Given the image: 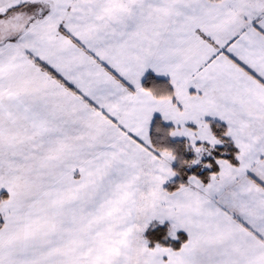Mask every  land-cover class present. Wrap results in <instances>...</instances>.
Returning a JSON list of instances; mask_svg holds the SVG:
<instances>
[{"label": "snow or ice", "instance_id": "obj_1", "mask_svg": "<svg viewBox=\"0 0 264 264\" xmlns=\"http://www.w3.org/2000/svg\"><path fill=\"white\" fill-rule=\"evenodd\" d=\"M0 264H264V0H0Z\"/></svg>", "mask_w": 264, "mask_h": 264}]
</instances>
